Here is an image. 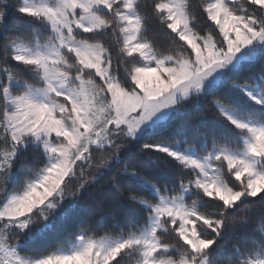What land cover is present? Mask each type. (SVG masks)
I'll list each match as a JSON object with an SVG mask.
<instances>
[{"label": "snow or ice", "instance_id": "obj_1", "mask_svg": "<svg viewBox=\"0 0 264 264\" xmlns=\"http://www.w3.org/2000/svg\"><path fill=\"white\" fill-rule=\"evenodd\" d=\"M144 2L20 0L16 6L18 13L46 22L50 30L27 39L0 38V190L17 146L26 138L40 141L53 159L29 180L26 190L0 203V264H121L125 254L135 264H205V250L225 225L230 230L240 226L235 203L242 196L264 194V171H257L250 159L264 158V126L233 118L218 97L210 108L248 133L244 154L221 148L196 159L161 145H144L198 171L181 180L172 195L157 190L155 201L122 187L123 174H141L121 159L123 143L114 133L134 136L158 110L176 104L190 90L199 91L205 77L228 64L241 46L264 41V16L237 13L226 0H203L201 7L211 22L203 34L189 28L188 0H150L159 22L180 42L176 50L158 53L149 40L138 39L144 27L138 9ZM250 2L264 13V0ZM5 11L0 6V21ZM137 55L154 63L130 62ZM12 60L35 78L25 79ZM117 67L124 68L126 83L117 78ZM224 165L233 177L230 182L221 179ZM90 181L97 187L108 184L123 201L147 204V225L139 231L122 229L114 242L81 229L79 247L70 252L53 251L37 259L18 255L15 241L20 233L34 220H47L67 197L86 199L80 194ZM185 190L216 203L215 214L200 211L196 200L186 201ZM85 207L90 213L100 209L94 197ZM78 210H69V219ZM10 226L11 234L5 231ZM249 264H264V259Z\"/></svg>", "mask_w": 264, "mask_h": 264}, {"label": "trees", "instance_id": "obj_2", "mask_svg": "<svg viewBox=\"0 0 264 264\" xmlns=\"http://www.w3.org/2000/svg\"><path fill=\"white\" fill-rule=\"evenodd\" d=\"M202 2L203 0H188L186 8L193 32L199 34L211 27V22L206 19L201 7ZM19 4L20 0H6V3L0 0V6L6 10L3 21H0V38L7 35L27 39L49 31L46 22L18 13L15 9ZM230 6L237 13L252 12L257 16H264V13L256 12L257 6L252 5L250 0H234ZM138 11L144 16L140 36L149 40L156 52L167 53L180 46L177 35L162 25L155 16L150 0H145ZM129 60L142 64L139 56ZM11 63L25 79L35 78V74L21 63L15 60ZM116 75L122 82H127L124 68L117 67ZM244 88L264 95V50L252 61L229 72L215 87L183 101L180 110L171 114L158 130L145 132L138 139L122 140L121 159L129 161L130 166L141 174H123L120 179L122 187L144 196L147 201H155L157 197L152 188L161 192L167 190V194L172 195L180 189L181 180L193 177L196 170L184 166L168 153L156 148H145L144 145L192 148L199 155H205L216 148L241 150L246 132L236 128L219 110L213 111L210 105L218 97L225 102L221 106L237 116L264 122V106L252 100ZM46 164V156L38 146L28 143L20 149L12 159L11 167L7 169V176L0 190V203L8 196L20 193L30 179L40 174ZM216 166L221 167L219 162H216ZM220 176L225 182L233 179L226 165L221 168ZM261 195L245 196L235 203L234 208L239 209L235 215L241 217L240 226L230 230V226L225 225L215 242L205 250L207 264H245L256 256L264 255V202L261 201ZM80 196L86 199L67 197L47 220H34L29 224L15 241L17 253L26 257H41L69 248L81 234V229L96 236L117 238L122 234V229L139 231L149 222V209L138 202L123 201L108 184L97 187L96 181H90L82 189ZM93 197L99 202L100 209L90 213L85 203L91 202ZM185 200H196L197 208L207 215H214L218 207L209 198L191 191ZM74 206L79 210L69 219V210ZM46 221L50 223V227L39 232ZM11 228L6 230L9 234ZM17 243L20 245L17 246ZM121 264H135V258L125 254Z\"/></svg>", "mask_w": 264, "mask_h": 264}, {"label": "rangeland", "instance_id": "obj_3", "mask_svg": "<svg viewBox=\"0 0 264 264\" xmlns=\"http://www.w3.org/2000/svg\"><path fill=\"white\" fill-rule=\"evenodd\" d=\"M233 0H226V3L229 4L232 2ZM48 3H53L54 0H47ZM231 7V6H230ZM189 28L193 31L192 27H191V22L189 20ZM50 30V29H49ZM138 39H142L140 36V33L138 35ZM264 50V41H260V40H253L251 41L249 44L247 45H243L239 48L238 51H236L233 55H232V59L231 61L226 64L223 68L217 69L215 72L211 73L209 76L205 77V79L201 82V87L199 91H193L190 90L189 91V95L187 97H182L178 100V102L176 104H171L168 105L165 108H162L160 110H158L156 113H154L149 119L145 120L140 126L139 128L136 130V133L134 136H127V135H122L120 133H114V135L118 136L120 138V140H126V139H138L142 134H144L145 132H153L158 130L164 123L165 121L169 118V116L171 114L177 113L180 108H181V103L187 99H190L191 97H193L194 95H200L202 94L205 90L209 89V88H213L216 85H218L224 78L225 76L237 69L240 65L245 64L247 62L252 61L254 58H256V56ZM138 56V55H137ZM140 58V57H139ZM142 64H149V63H154V61L149 62V61H145L143 60V58H140ZM10 87H11V83H10ZM244 91L246 92V94L252 99L254 100L256 103H258L259 105H263L264 106V95L258 92H255L253 90H250L248 88H244ZM222 107V106H220ZM224 109L225 112H227L230 116H232L233 118L237 119V120H241L244 121L250 125L253 126H264V122L261 121H256V120H252V119H244L242 117L237 116L234 112H232L231 110H229L228 108L222 107ZM225 118H227L225 115H223ZM228 119V118H227ZM229 120V119H228ZM230 121V120H229ZM241 130V129H240ZM246 132V135L244 137V147L241 150H231L228 148H223L228 150L229 152H231L234 155H242L244 154L245 151V141L248 138V133L246 130H244ZM0 139H3V137H0ZM28 143H32L35 146H38L45 154L46 159H47V164L46 166L52 161L53 157L46 153L44 148L41 145V142L38 140H34V138L28 137L25 139L24 143L22 145L17 146L16 149V153L14 155V157L16 156L17 152L24 148ZM164 147L169 148L170 151H175V152H179L183 155H187V156H191L193 158L196 159H201L203 156L208 155L209 153L215 154V152L218 149L221 148H216L212 151H210L209 153L205 154V155H199L197 154V152L192 149V148H185V149H181L178 146H171V145H161ZM13 157V158H14ZM174 158V157H173ZM250 159L253 160L254 163V167L256 168L257 171H264V158L261 157H255L252 158L250 157ZM181 163V162H180ZM45 166V167H46ZM43 171V170H42ZM41 171V172H42ZM198 171V170H196ZM40 172V173H41ZM222 179V178H221ZM27 185L25 186V188L17 194H21L24 190H26ZM153 194L157 197V200L159 199V195H158V191L155 188H152ZM190 190H185L183 191V195H184V199L189 195ZM11 196V195H10ZM10 196H8L7 198H9ZM245 196H242L241 198H243ZM6 198V199H7ZM240 198V199H241ZM5 199V200H6ZM239 201V200H238ZM145 208H148L147 204H142ZM150 219V218H149ZM29 226V225H28ZM14 227V226H10ZM47 227H50V223H48V221H46L42 227L40 228L39 232L43 231L44 229H46ZM27 228V227H26ZM25 228V229H26ZM0 229H2V222H0ZM24 229V230H25ZM6 231V230H5ZM107 240L109 242H114L117 238H111V237H106ZM79 240L78 238L70 245L69 248L67 249H59L55 252H61V253H67L70 252L74 249H76L77 247H79ZM20 244L17 243V246H19ZM16 247V246H15ZM18 254V253H17ZM19 255V254H18ZM21 256V255H20ZM23 258H27V259H37L40 257H26V256H22ZM42 257V256H41ZM258 259H264V255H260V256H256L255 258H253L252 260H258ZM205 264H207V260L205 259ZM245 264H249V261H247Z\"/></svg>", "mask_w": 264, "mask_h": 264}]
</instances>
